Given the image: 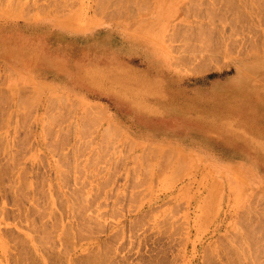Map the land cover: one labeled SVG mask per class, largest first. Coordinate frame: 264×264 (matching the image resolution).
I'll list each match as a JSON object with an SVG mask.
<instances>
[{
    "label": "rangeland",
    "instance_id": "1",
    "mask_svg": "<svg viewBox=\"0 0 264 264\" xmlns=\"http://www.w3.org/2000/svg\"><path fill=\"white\" fill-rule=\"evenodd\" d=\"M43 18L136 43L106 49L105 89L210 124L221 162L2 67L0 264H264V0H0V19Z\"/></svg>",
    "mask_w": 264,
    "mask_h": 264
},
{
    "label": "crops",
    "instance_id": "2",
    "mask_svg": "<svg viewBox=\"0 0 264 264\" xmlns=\"http://www.w3.org/2000/svg\"><path fill=\"white\" fill-rule=\"evenodd\" d=\"M104 32L101 28L91 32L72 30L46 18L11 22L0 19V71L3 67L11 77L24 78L32 70L38 79L49 82L62 95L87 98L109 96L110 101L93 100L100 103V107L105 103L111 125L124 128L134 139L149 144L176 143L186 151L192 150L204 158L215 160V147L207 133L201 131L209 128L210 124H200L187 116L178 124L169 123L164 120L165 115L157 111L143 112L131 92L105 89L106 49H111L118 59L131 58L137 52L130 49V44L136 43L124 38L115 45H106ZM216 83L208 85L209 88L215 85V89L205 100L215 102ZM152 104L155 105L154 102H145V106L153 107ZM141 130L148 132L151 139L140 137L138 132ZM174 130H181L179 134L185 139L212 147L211 153L202 147L191 149L185 139L168 140V135Z\"/></svg>",
    "mask_w": 264,
    "mask_h": 264
},
{
    "label": "bare ground",
    "instance_id": "3",
    "mask_svg": "<svg viewBox=\"0 0 264 264\" xmlns=\"http://www.w3.org/2000/svg\"><path fill=\"white\" fill-rule=\"evenodd\" d=\"M234 21H235V20H234ZM218 45H220V44H218ZM248 50H249V49H248ZM209 52H210V51H209ZM204 57H205V56H204ZM204 57H203V58H204Z\"/></svg>",
    "mask_w": 264,
    "mask_h": 264
}]
</instances>
